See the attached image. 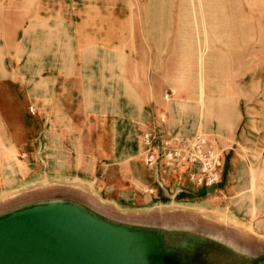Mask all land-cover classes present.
<instances>
[{
	"label": "crops",
	"instance_id": "obj_1",
	"mask_svg": "<svg viewBox=\"0 0 264 264\" xmlns=\"http://www.w3.org/2000/svg\"><path fill=\"white\" fill-rule=\"evenodd\" d=\"M125 9L127 14L116 20L101 10L99 18L93 3L84 14L80 10L72 37L73 54L64 55V61L59 56L57 64L44 63L34 71L14 68L16 60H11L8 68L4 65L8 56L4 57L0 66V153L8 156L0 157V190L41 170L42 175L55 179L87 178L116 204L152 200L161 204L185 193L206 206L222 207L233 217L248 214L239 210V180L232 172L222 188L221 179L210 187L191 183L188 172L194 166L156 174L142 161L141 136L152 130L190 137L201 130L213 136L220 133L218 145H225V150L235 144L262 153L264 101L259 110L252 109L253 114L238 109L219 118L226 109L227 93L216 91L227 88L225 83L209 78L204 83L188 81L191 72L180 71L170 54L173 26L180 24L175 0H143ZM96 26L106 33L101 41ZM13 57L18 65L24 56ZM29 105L33 114L27 110ZM20 153L25 159L18 158ZM225 153L224 162L229 151ZM150 187L153 193L147 192Z\"/></svg>",
	"mask_w": 264,
	"mask_h": 264
},
{
	"label": "rangeland",
	"instance_id": "obj_2",
	"mask_svg": "<svg viewBox=\"0 0 264 264\" xmlns=\"http://www.w3.org/2000/svg\"><path fill=\"white\" fill-rule=\"evenodd\" d=\"M141 1L0 0V66L6 55V67L11 68V60H16L14 68L34 71L44 63L57 64L59 56L64 61L65 56L73 54L72 37L81 19L80 10L84 14L93 3L99 18L101 10L116 20L127 14L126 6L133 8ZM175 16L180 24L173 26L169 51L179 70L190 71L192 79L188 81L194 84L209 78L227 86L216 91L227 93L226 109L219 118L225 119L226 111L236 113L241 109L253 114V108L259 110L264 101V0H175ZM94 31L101 33L100 41L105 37L99 26ZM21 54L23 60L16 65L13 56ZM261 109L264 111V107ZM217 122L220 124L218 118ZM210 136L216 142L221 140L220 133ZM220 147H224L225 156L229 151L221 168V188L232 172L239 180L236 198L239 210L248 213L244 216L238 213L233 217L224 208L206 206L185 193L161 204L155 200L116 204L87 178L55 179L39 170L30 178L19 175L23 180L18 184L0 190V218L39 202H71L107 222L98 242L115 259L142 264H263L264 151L253 152L235 144L226 150L225 145ZM4 156L8 153H0ZM17 156L25 159V154ZM109 223L119 227L114 230Z\"/></svg>",
	"mask_w": 264,
	"mask_h": 264
},
{
	"label": "water",
	"instance_id": "obj_3",
	"mask_svg": "<svg viewBox=\"0 0 264 264\" xmlns=\"http://www.w3.org/2000/svg\"><path fill=\"white\" fill-rule=\"evenodd\" d=\"M161 187L163 188V185ZM70 203L56 205L53 201L39 202L18 208L8 217L0 218V232H11L14 229L23 231L22 229L27 228L32 230L27 238H21L15 244L13 239H5L4 245L0 248L2 250L0 264H142L132 259L125 260L122 257L115 259L108 256L109 251L101 242H98L100 234H104L107 230L104 226L107 222L98 219L91 211ZM38 204H43V207L39 208L40 211L36 213L38 216L30 212L14 215L15 212L20 213L21 210ZM75 208H81L83 212ZM72 211L75 213L71 214ZM86 212H90L91 215ZM70 217L76 219H70ZM34 218H40L43 222L34 221ZM94 218L100 220L102 225L98 224ZM109 224L113 225L114 230L119 227L116 224ZM40 237L46 239L41 240ZM27 241L34 243L33 250H39L38 254H45L43 259L34 262L33 259L38 255L37 253L19 259L18 251L26 245ZM92 259L93 262L89 263L88 261Z\"/></svg>",
	"mask_w": 264,
	"mask_h": 264
},
{
	"label": "built area",
	"instance_id": "obj_4",
	"mask_svg": "<svg viewBox=\"0 0 264 264\" xmlns=\"http://www.w3.org/2000/svg\"><path fill=\"white\" fill-rule=\"evenodd\" d=\"M171 92L164 95L169 97ZM29 112L34 113L29 106ZM164 119L161 118V122ZM142 161L156 174L159 172L190 169L188 180L202 187H210L220 182L223 164V149L216 140L203 132H196L190 137H183L170 132L146 131L142 133ZM157 185H163L157 179ZM150 187L147 192L153 193Z\"/></svg>",
	"mask_w": 264,
	"mask_h": 264
},
{
	"label": "bare ground",
	"instance_id": "obj_5",
	"mask_svg": "<svg viewBox=\"0 0 264 264\" xmlns=\"http://www.w3.org/2000/svg\"><path fill=\"white\" fill-rule=\"evenodd\" d=\"M75 180H80L78 178H74ZM70 184V183H69ZM42 203V202H41ZM69 203V202H67ZM72 204V203H70ZM43 207V204H38V205H35L31 208H28V209H24L22 210L20 213L16 212L14 215H17V214H22L23 212L27 213V212H30V213H33L34 216H38L36 213L40 211L39 208ZM97 208V207H96ZM77 210H80V212H83L81 208H75ZM100 209V208H99ZM102 211V210H101ZM75 213L74 211L71 212V214ZM88 213L89 215H91L90 212H86ZM36 214V215H35ZM33 216V215H31ZM77 217V215H75ZM70 219H76L75 217H70ZM34 221H39V222H43V220H40V218H34L33 219ZM44 224V223H43ZM53 228V227H51ZM23 231H18L16 229H14V231H11V232H5V231H1L0 232V248L4 245L5 243V239L7 238H10V239H13L14 240V244L16 243V241L20 240L21 238H27L29 233L32 231L31 229L29 230L28 228L27 229H22ZM41 240H44L46 238L44 237H40ZM33 247H34V243L33 242H30V241H27L26 245H23V248L20 249V251H18V254L17 256H19V259H22V258H26V257H29V256H32L34 255L35 253L38 254V251H34L33 250ZM0 252H2V250L0 249ZM45 256L44 253L42 254H38L34 257L33 261L34 262H37V261H40L41 259H43ZM89 263H92L93 262V259L92 260H89L88 261Z\"/></svg>",
	"mask_w": 264,
	"mask_h": 264
}]
</instances>
